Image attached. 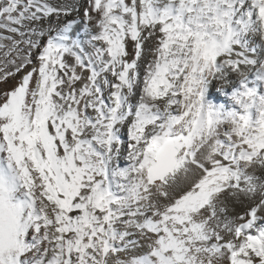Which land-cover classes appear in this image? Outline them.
Returning a JSON list of instances; mask_svg holds the SVG:
<instances>
[{"label": "snow or ice", "instance_id": "snow-or-ice-1", "mask_svg": "<svg viewBox=\"0 0 264 264\" xmlns=\"http://www.w3.org/2000/svg\"><path fill=\"white\" fill-rule=\"evenodd\" d=\"M0 264H264V0H0Z\"/></svg>", "mask_w": 264, "mask_h": 264}]
</instances>
